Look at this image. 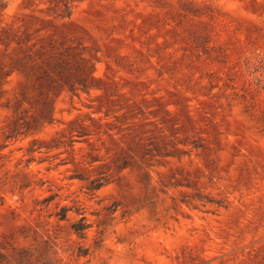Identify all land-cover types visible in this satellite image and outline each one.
Returning <instances> with one entry per match:
<instances>
[{
    "label": "rangeland",
    "instance_id": "obj_1",
    "mask_svg": "<svg viewBox=\"0 0 264 264\" xmlns=\"http://www.w3.org/2000/svg\"><path fill=\"white\" fill-rule=\"evenodd\" d=\"M0 264H264V0H0Z\"/></svg>",
    "mask_w": 264,
    "mask_h": 264
},
{
    "label": "trees",
    "instance_id": "obj_2",
    "mask_svg": "<svg viewBox=\"0 0 264 264\" xmlns=\"http://www.w3.org/2000/svg\"><path fill=\"white\" fill-rule=\"evenodd\" d=\"M98 186L99 185H94L91 183L89 186H87V188L88 190H94L98 188ZM48 200H50V198L45 199V201ZM67 210H69L68 207L61 206L59 211H57L55 214L58 216L59 219H65ZM70 226L76 234L82 237L84 234V230L87 228L88 225L84 221V216H81L79 220L72 222Z\"/></svg>",
    "mask_w": 264,
    "mask_h": 264
}]
</instances>
